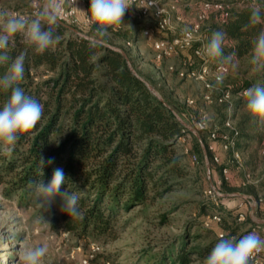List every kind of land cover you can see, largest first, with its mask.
<instances>
[{"label": "trees", "instance_id": "obj_1", "mask_svg": "<svg viewBox=\"0 0 264 264\" xmlns=\"http://www.w3.org/2000/svg\"><path fill=\"white\" fill-rule=\"evenodd\" d=\"M216 1L223 5L221 12L225 15L220 12V23L215 31L227 33L229 53H235L239 60L249 59L251 74L239 79L234 91L238 94L239 90L264 84V74L253 72L250 64L253 42L264 30V22L252 21L251 9L257 6L264 9V0ZM71 26L79 32L58 25L55 34L60 37L59 42L43 54H37L22 34L14 37L10 57L21 53L26 56L25 75L19 86L43 105V117L34 137H21L10 154L0 152L1 193L15 199L20 208L31 210L39 221L53 230H62L78 238H115V218L121 211L161 199L186 176L176 143L191 132L176 114L196 129L195 115L166 97L154 94L144 79L128 66L126 57L130 62L132 59L126 48L105 42L93 46L86 25ZM113 35L120 36L129 46L137 41L133 33L129 36L118 30ZM191 55L197 58L192 49ZM6 70L7 65L0 66V75ZM9 95L10 90L0 89V107ZM238 97L239 103L246 105L245 96ZM246 118L249 125L258 123L250 115ZM201 141L206 155L213 161V153L207 148V136L202 135ZM194 145L195 149H200L198 141ZM219 151L217 147L216 152ZM41 155L45 159L42 169L45 184L50 182L55 168H62L68 182L61 186V191L79 192L80 218H69L62 212L59 197L46 210L37 207L30 182L41 178ZM49 159L53 161L51 164H47ZM215 164L220 171L222 165ZM210 168L212 171V165ZM217 189L237 192L227 179H223ZM217 205L219 208L223 205L220 198ZM259 206L260 203L256 209ZM225 210L232 221L222 218L213 221L211 215L216 211L198 219L199 227L214 233L215 239L202 245H188L187 231H184L171 243L164 258H169L171 264H189L194 258H206L221 237L237 234L238 212H244V221L251 222L245 210L237 207ZM217 213L220 215V211ZM160 220L166 221V215H160ZM162 260L158 264H163Z\"/></svg>", "mask_w": 264, "mask_h": 264}, {"label": "rangeland", "instance_id": "obj_2", "mask_svg": "<svg viewBox=\"0 0 264 264\" xmlns=\"http://www.w3.org/2000/svg\"><path fill=\"white\" fill-rule=\"evenodd\" d=\"M33 1L36 2L37 9L32 7ZM33 1L30 4V0H1L0 11L34 17L48 0ZM203 1L205 0H162V6L171 16L172 28L160 31L155 27L156 22L152 13L147 16L140 15L137 8L132 5L123 17L124 25L119 32H125L129 36L133 33L137 41L129 46L119 38L120 36L116 38L109 29L111 36L105 38V43L126 48L132 59L131 62L129 60L130 65L147 84L154 88L156 94L159 97H166L173 104L182 106L184 111H193L195 120L200 113H204L212 117L210 126H218L230 115L232 125L237 130L236 146L240 152L241 166L238 167L233 161L230 165L231 174L227 180L237 192L224 189L220 191V203L224 205L220 208L204 193L210 182L219 178L220 171L219 167L206 155L203 143L199 142L198 138L201 139V136L205 137L206 134L198 132L188 124L196 134L188 129L191 135L187 138L180 137L176 143L182 165L187 172L186 176L179 179L173 185L172 190L161 199L131 210L121 211L115 218L113 228L115 238L93 236L78 238L62 230H53L46 223L39 221L31 210L20 208L15 199L4 197L0 186V264H22L21 251L39 245L48 249L44 264H79L80 257L92 243L97 244L99 250L90 264H105L106 261L110 264H158L169 252L168 248L171 247V243L184 231H187L188 245L196 243L202 245L204 242L215 239L214 233H207L205 227H199L198 219L202 215L220 211L222 219L232 221V216L225 209L237 207L246 211V207H238L244 195L261 199L264 206V151L261 150L264 148V126L254 122L250 125L246 123L248 122L246 115L249 114L246 108H243L245 105L239 103L238 94L234 91L239 79L249 77L251 74L249 59L239 60V67L236 71L229 69L222 85L216 86L211 75H207V81L213 84L212 90L209 91L211 102L203 98L206 90L202 81L187 76L180 77L175 71L168 69L169 65L174 70L197 67L200 61L191 55L192 48L178 51L161 61L154 59L152 39L169 41L174 34L190 27L197 19L196 14ZM88 3L82 11H88L91 0ZM78 15L80 19L84 18L83 13H78ZM178 16H181V19H177ZM219 23L220 12H206L200 22L198 40L193 41L192 46L200 44L206 46ZM145 29H152L151 38L143 33ZM92 35L93 33H90L89 36ZM224 53L229 54L226 46ZM206 60L210 68L219 62L212 61L207 56ZM223 89H230L232 93L230 104L215 102ZM186 99H193V103L188 104ZM242 100L244 101L245 98ZM248 127H251V130H248ZM193 138L199 142V150L194 148L196 141ZM0 152L3 153V151ZM218 154L220 155V152ZM192 155H195V160H192ZM227 159L229 156L225 154L222 160ZM211 165L212 171H210ZM262 213L264 215V209ZM162 214L167 217L164 222L160 220ZM252 217H256L255 214H252ZM235 223H237L238 230L233 237L239 239L253 231L264 238L261 227H257L252 220L251 222L236 220ZM77 246H80L79 251L76 250ZM202 257L194 258L189 264H203L205 258ZM162 262L171 264V260L167 257Z\"/></svg>", "mask_w": 264, "mask_h": 264}, {"label": "clouds", "instance_id": "obj_3", "mask_svg": "<svg viewBox=\"0 0 264 264\" xmlns=\"http://www.w3.org/2000/svg\"><path fill=\"white\" fill-rule=\"evenodd\" d=\"M75 4V0H73ZM58 5L54 0H48L34 17L18 13L0 11V66L7 65V70L0 75V89L10 90V95L0 107V151L10 154L12 148L21 137L32 138L37 134V125L43 117V105L35 98L25 93L19 86L25 75L24 53L15 58L10 57V47L14 46V37L22 34L27 43L37 54H43L54 47L60 37L55 34L59 25ZM131 7V0H91L87 12L77 10L84 14V23L88 31L93 33L90 42L93 46L101 45L111 32L118 31L123 23L127 9ZM251 19L254 23L264 22V9L254 7L251 9ZM111 29V32L109 31ZM227 33L215 31L205 46V55L212 61H219L221 72L216 76V86L222 85L229 69L236 71L239 59L235 53L225 55ZM250 64L255 73L264 74V30L260 31L253 42ZM246 98V111L261 126H264V84H255L244 92ZM212 117L205 114L199 124L201 129L210 126ZM53 161L49 159L47 164ZM41 178L30 182L34 188L35 203L40 209L51 205L57 197L62 201L61 211L68 217L80 218V194L77 191H61L66 184L62 168H55L50 182L44 183L42 169L45 159L39 157ZM264 250V238L255 232H250L238 240L235 237H221L203 261V264H251L256 254ZM47 247L43 245L25 248L21 251L22 264H44Z\"/></svg>", "mask_w": 264, "mask_h": 264}, {"label": "built area", "instance_id": "obj_4", "mask_svg": "<svg viewBox=\"0 0 264 264\" xmlns=\"http://www.w3.org/2000/svg\"><path fill=\"white\" fill-rule=\"evenodd\" d=\"M89 0H75V4H73V0H54V3L57 4L58 7V19L69 23L70 25H86L84 23V18L80 19L77 11L78 5H86ZM134 5L137 8L140 15L146 16L150 13L155 18V27L157 30H171L172 19L171 16L166 13L165 8L162 6V0H131V6ZM32 7L37 9V4L35 1L32 3ZM208 11L221 12L223 11V5L214 0H205L201 3V8L196 14V21L193 22L190 27L184 29L180 33L174 34L169 41L164 39H152V47L154 50V59L156 61L161 60L163 57L171 56L177 53L180 50H184L187 48H192L193 54L199 59V64L195 68H179L173 69L171 65L168 66L169 70L175 71L176 74L180 77L187 76L193 79H197L203 82V86L206 90L204 92L203 98L207 102H211L212 98L209 91L212 90L213 84L207 81V75H211V79L215 81L216 76L221 72L222 65L220 62L214 64L212 68L208 65L205 55V45L200 44L197 46H192L193 41L198 40L197 33L200 29V22L203 20L205 13ZM225 15V12H221V15ZM177 19H181V16H178ZM152 29H145L143 31L144 34L147 35L148 38H151ZM246 89H242L238 91V95H244ZM232 93L229 89L221 90L218 97H216L215 102L219 104L231 103ZM188 104L193 103V99H186ZM228 112L230 108L228 107ZM204 113H200L197 119L195 120L196 130L202 131L206 134L208 139L207 148L212 151V159L215 163H220L222 166L220 167V177L214 182H210L207 189L204 190V193L211 199L214 204H217L218 198H220L221 193L217 189V186L221 184L223 179H227L230 165L235 161L237 166H241L240 164V155L236 146V137L237 130L233 127L230 115H228L218 126H209L206 129H201L199 127L200 121L204 116ZM217 147L222 151L229 153V159H227L224 163L221 162L220 155L216 152ZM262 152L264 148L261 149ZM195 155H192V160H195ZM261 202V199H255L251 195H245L243 199L238 203V207H245L250 205H256ZM246 214L244 212H238L237 220L243 221L245 220ZM211 219L213 221H219L221 216L219 213L215 212L211 215ZM222 234L219 233V236ZM76 250H80V246L76 247ZM99 250V246L97 244H90L86 249V252L80 257L79 264H90V261L94 258L95 254ZM105 264H110L109 261H106ZM251 264H264V250L258 252L251 262Z\"/></svg>", "mask_w": 264, "mask_h": 264}, {"label": "crops", "instance_id": "obj_5", "mask_svg": "<svg viewBox=\"0 0 264 264\" xmlns=\"http://www.w3.org/2000/svg\"><path fill=\"white\" fill-rule=\"evenodd\" d=\"M89 3H87L86 5H78L77 6V9L78 10H83L86 8V6L88 5ZM78 13L82 14L81 12L78 11ZM238 148V147H237ZM220 156H221V162H225L222 160V158L225 156V154H228L229 156V153L228 152H225V151H222L220 149ZM229 172H231V167L229 168ZM239 194V193H238ZM239 195H244V194H239ZM245 196V195H244ZM243 196V197H244ZM260 203V206L258 209H256V207L258 206V204L256 205H250V206H245L246 207V211H247V214L249 216V218L254 222L256 223V226L257 227H261V232H264V215L262 213V210L264 209V206L261 202ZM257 212V213H256ZM252 214H255L256 217H252ZM252 218H255L254 220ZM253 232V231H252Z\"/></svg>", "mask_w": 264, "mask_h": 264}, {"label": "water", "instance_id": "obj_6", "mask_svg": "<svg viewBox=\"0 0 264 264\" xmlns=\"http://www.w3.org/2000/svg\"><path fill=\"white\" fill-rule=\"evenodd\" d=\"M58 20H59V19H58ZM59 25H62L63 27L68 28V29H70V30H72V31H74V32H76V33H78V31H77L73 26L69 25L68 23H66V22H64V21L59 20ZM81 35H82V34H81ZM121 52H122V54L126 57L124 51L121 50ZM126 61H127L128 66L130 67V69L136 74L135 70H134V69L132 68V66L130 65V63H129L127 57H126ZM146 84H147V83H146ZM147 86H148V88H149L154 94H156L154 88H153L151 85L147 84ZM156 95H157V94H156ZM164 104L167 105L165 102H164ZM176 117H177V119L180 121V123H181L182 125H184L187 129H189L190 131H192V132L195 133V131H194V130H193V129H192V128H191V127L185 122V121H183L182 119H180L177 115H176ZM195 134H196V133H195ZM198 139H199V142L202 143L201 139H200V138H198ZM208 168H209V167H208V165H207V172L209 173V169H208Z\"/></svg>", "mask_w": 264, "mask_h": 264}, {"label": "bare ground", "instance_id": "obj_7", "mask_svg": "<svg viewBox=\"0 0 264 264\" xmlns=\"http://www.w3.org/2000/svg\"><path fill=\"white\" fill-rule=\"evenodd\" d=\"M47 3H48V1H47ZM60 20V19H59ZM62 21V20H61Z\"/></svg>", "mask_w": 264, "mask_h": 264}]
</instances>
